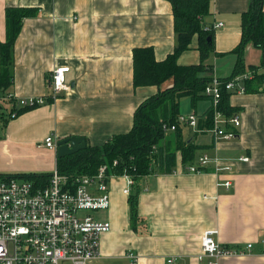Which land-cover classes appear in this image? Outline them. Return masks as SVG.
<instances>
[{
  "label": "crops",
  "instance_id": "1",
  "mask_svg": "<svg viewBox=\"0 0 264 264\" xmlns=\"http://www.w3.org/2000/svg\"><path fill=\"white\" fill-rule=\"evenodd\" d=\"M248 4L249 0H210L209 12L202 17L213 28L205 75L225 79L234 71L233 50ZM7 7L33 8L36 13L21 20L10 52L12 78L0 92V175L50 173L57 156L56 147L42 145L48 135L54 143L81 136L86 145H101L114 134L128 132L137 106L158 90L154 85L133 86L132 51L152 47L156 60L172 52L169 0H0V43L6 39ZM197 44L195 35L190 48L177 58L180 65L200 61ZM60 65L69 66V90L52 97L49 76ZM263 73L264 45L247 44L242 73L236 76L248 75L240 79L247 87L245 80ZM171 84L169 79L160 88ZM256 86L257 90L227 91L233 107L228 115L240 121L232 139L216 140L209 128L198 127L199 116L211 107L209 98L194 103L181 98L180 113L197 117L195 127L179 124L183 138L196 147L194 157L184 164L177 151L172 172L141 178L139 220L134 224L124 191L126 178L111 180L109 208L98 214L110 229L101 235L95 264H264V86L262 81ZM30 96L47 102L11 117L12 97ZM203 155L209 160L200 165ZM244 156L247 161L240 160ZM218 163L230 165L231 171L217 170ZM190 164L199 171L188 172ZM207 229L216 230L220 245L243 252L200 257L201 235ZM247 244L251 247L245 249Z\"/></svg>",
  "mask_w": 264,
  "mask_h": 264
},
{
  "label": "trees",
  "instance_id": "2",
  "mask_svg": "<svg viewBox=\"0 0 264 264\" xmlns=\"http://www.w3.org/2000/svg\"><path fill=\"white\" fill-rule=\"evenodd\" d=\"M173 16L175 45L171 53L162 60H156L152 47H136L132 51L133 86L154 85L158 90L143 100L133 115L131 129L125 133L112 135L101 145H86L76 153L56 158V168L66 175L94 174L99 166L106 165L109 172L116 175L126 174L132 179L127 202L131 224L139 220L137 212L138 194L141 190V178L150 173H169L175 165V154L180 151L182 162H190L196 151L191 141L183 138L177 116L180 114V100L189 97L191 103L209 98L205 87L212 77L205 75L209 64L205 59L213 51V28L206 25L202 17L209 12L210 0H169ZM36 10L28 7H7L5 9L6 39L0 43V92L11 81L9 73L10 52L14 38L20 28L21 20L35 15ZM263 0H249L247 9L241 15V38L233 52L237 61L232 74L221 79H232L242 73L243 52L247 44L261 48L264 45ZM197 36V49L200 61L194 64L180 65L178 56L191 46V40ZM209 38V39H208ZM253 80H245V89L257 90L258 81L264 73L253 75ZM171 80L170 86L160 85ZM227 91L221 92L219 109L226 115L233 112L227 101ZM37 107V106H36ZM34 107L11 108L16 115ZM15 115V116H16ZM212 107H209L198 119V127L212 126ZM14 116V117H15ZM230 116V115H228ZM163 124H175L174 130L163 128ZM171 132L169 136L167 133ZM113 161L116 163L113 165ZM22 177L32 179L43 185L50 173H24L0 175V177ZM41 181V182H40Z\"/></svg>",
  "mask_w": 264,
  "mask_h": 264
},
{
  "label": "built area",
  "instance_id": "3",
  "mask_svg": "<svg viewBox=\"0 0 264 264\" xmlns=\"http://www.w3.org/2000/svg\"><path fill=\"white\" fill-rule=\"evenodd\" d=\"M68 71L67 65L55 66L51 70L49 87L52 97L69 90L65 77ZM246 78L248 75H239L223 82L212 77L205 88L213 110L210 131L216 140L237 136L238 117L225 116L218 109V103L223 89L242 91V81ZM12 98L15 99L13 109L35 107L46 102L44 97ZM15 115L16 110H12L11 117ZM177 121L195 126L197 118L194 114H180ZM227 125L232 127L227 129ZM163 128L174 130L175 125L163 124ZM42 145L55 147L52 135L46 136ZM208 160L207 155H203L198 162L205 165ZM240 160L247 161L248 157ZM115 163L113 161V165ZM216 167L217 170L231 171L230 165L218 163ZM186 168L188 172L199 171L192 165ZM122 175L127 180L124 191L128 194L132 179ZM116 176L107 170L106 165H101L94 174L78 175L61 174L55 166L43 185L22 177H0V264H95L100 256L101 235L110 229V223L98 218V214L109 208L110 183ZM229 184V181L224 183L225 186ZM215 233V229H207L201 235L200 257L217 258L243 252L239 248L220 245L214 238ZM250 247L251 244H247L245 249ZM129 256L134 257L133 253ZM172 260L169 258L167 262Z\"/></svg>",
  "mask_w": 264,
  "mask_h": 264
},
{
  "label": "water",
  "instance_id": "4",
  "mask_svg": "<svg viewBox=\"0 0 264 264\" xmlns=\"http://www.w3.org/2000/svg\"><path fill=\"white\" fill-rule=\"evenodd\" d=\"M55 147L56 156L64 157L85 148L86 140L81 136H70L57 140Z\"/></svg>",
  "mask_w": 264,
  "mask_h": 264
},
{
  "label": "bare ground",
  "instance_id": "5",
  "mask_svg": "<svg viewBox=\"0 0 264 264\" xmlns=\"http://www.w3.org/2000/svg\"><path fill=\"white\" fill-rule=\"evenodd\" d=\"M219 79H220V78H219ZM232 79H234V78H232ZM232 79H229V80H232ZM211 80H212V79H211ZM220 80H221V79H220ZM229 80H226V81H229ZM222 81H223V80H222ZM226 81H223V82H226ZM210 82H211V81H210ZM235 87H236V86H235ZM205 88H206V87H205ZM244 89H245V87H244ZM244 89H243V90H244ZM223 90H224V89H223ZM223 90H222V91H223ZM237 90H238L237 88H234V90H225V91L233 92V91H237ZM243 90H242V91H243ZM222 91H221V92H222ZM205 94H206V93H205ZM206 95H207V94H206ZM207 96H208V95H207ZM220 98H221V97H220ZM46 102H47V101H46ZM219 102H220V99H219ZM211 107H212V106H211ZM218 109H219V103H218ZM219 110H220V109H219ZM212 111H213V110H212ZM220 111H221V110H220ZM221 112H222V111H221ZM222 113H223L225 116H228V115H226L224 112H222ZM180 114H182V113H180ZM180 114H179V115H180ZM179 115H178V116H179ZM184 115H188V114H184ZM178 116H177V117H178ZM196 118H197V117H196ZM212 122H213V115H212ZM196 124H197V123H196ZM174 125H175V124H174ZM195 126H196V125H195ZM195 126H192V127H195ZM211 127H212V126H211ZM211 127H210V128H211ZM210 128H209V130H210ZM214 139H215V138H214ZM190 165H192V166H196V165H194V164H190ZM190 165H188V166H190ZM188 166H187V167H188ZM196 167H197V166H196Z\"/></svg>",
  "mask_w": 264,
  "mask_h": 264
},
{
  "label": "rangeland",
  "instance_id": "6",
  "mask_svg": "<svg viewBox=\"0 0 264 264\" xmlns=\"http://www.w3.org/2000/svg\"><path fill=\"white\" fill-rule=\"evenodd\" d=\"M29 180L32 181L31 179H29ZM107 209H108V208H107ZM107 209H105V210H107ZM105 210L100 211V213L103 212V211H105Z\"/></svg>",
  "mask_w": 264,
  "mask_h": 264
}]
</instances>
